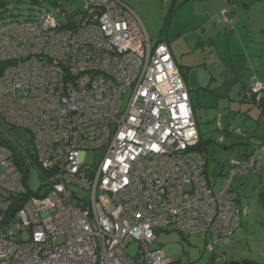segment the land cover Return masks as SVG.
Masks as SVG:
<instances>
[{
	"label": "built area",
	"instance_id": "2783aa9c",
	"mask_svg": "<svg viewBox=\"0 0 264 264\" xmlns=\"http://www.w3.org/2000/svg\"><path fill=\"white\" fill-rule=\"evenodd\" d=\"M56 11L67 25L46 14L0 26V119L30 136L0 128V264H178L155 246L171 227L225 263L221 243L249 215L230 184L259 169L257 154L214 192L168 45L124 0H83L78 19Z\"/></svg>",
	"mask_w": 264,
	"mask_h": 264
},
{
	"label": "rangeland",
	"instance_id": "374dc122",
	"mask_svg": "<svg viewBox=\"0 0 264 264\" xmlns=\"http://www.w3.org/2000/svg\"><path fill=\"white\" fill-rule=\"evenodd\" d=\"M82 1L55 0L52 3L50 0H0V23L3 21H38L44 15L52 14L58 23L67 25V17L57 16L56 10L64 9L67 15H75L74 19H78ZM124 1L141 18L149 38L152 41L162 40L171 48L184 80L186 81L187 78L189 84L191 82L200 84L191 87L194 92L196 111L203 128L202 155L207 160L208 180L211 188L214 192H218L223 188L230 174V161L246 153V150L252 148L253 141H260V137L264 136V127H257L255 124L257 118H253V122L246 121L244 116L248 113L241 110V107L244 106L242 104L250 106L248 101L256 100L257 96L264 91H261L263 84L253 81L251 88H253V92L259 94H253L250 88L246 89L244 91L245 100L241 97L242 90L240 89L241 94L238 93L237 97L233 99L230 117V110L225 113L222 110L216 112L217 108L212 106L214 102H217L216 96L225 97V94L222 93L230 92V88L224 84L221 77L216 78L218 80L216 82L212 80L209 82V69L214 71L215 76L222 70L221 66L218 67V63L214 62L212 52H209L211 47H209L208 26H205L204 22L195 21L192 18V14L202 8L200 7L201 3H196L198 0H175L171 12V3H164L163 0ZM259 15L264 20V0H260L257 4L254 3L251 7L250 16L257 19ZM212 59L214 64L210 68L209 61ZM257 82L260 83L261 88L257 86ZM234 93L235 90L232 89V94ZM127 98V96L123 97V105ZM258 102L256 100L255 103ZM212 107L215 112L209 109ZM250 107L254 109L253 105ZM255 110L257 111V109ZM262 119L264 120V118ZM245 122H248L251 127L247 126ZM0 126L17 137L23 145L27 144L30 137L28 132L22 129L11 130L1 120ZM239 130L242 135L238 133ZM255 131H257V136L253 134ZM246 134L251 137L252 142L245 138ZM238 135L244 138H238ZM219 143L224 144L222 146ZM100 155V152H95L88 158L95 156L98 159ZM30 174V190L34 194H43L44 189L40 188V182L33 169ZM245 178H252L256 181L249 180L248 185H240L242 182L239 183V181ZM254 184H257V188ZM230 189L239 195L241 204L247 206L249 215L243 216L240 227L235 230L232 237L221 243L222 252L225 247L228 256V259L225 256L226 262L213 264L242 263L244 254L248 255L250 261H260L264 252V232L260 227L261 223L264 224V209L261 200L264 199V181L260 184L257 176H237ZM78 192L81 191L78 190ZM155 234V246L161 248L168 259L177 258L178 264H207L209 262L210 254L205 252V239L202 235L182 233L174 227L162 229ZM22 239L26 240L27 235H23ZM137 249V244L133 243L128 246L126 253L133 257L137 254ZM216 254L218 253L216 252Z\"/></svg>",
	"mask_w": 264,
	"mask_h": 264
},
{
	"label": "crops",
	"instance_id": "0c3cea01",
	"mask_svg": "<svg viewBox=\"0 0 264 264\" xmlns=\"http://www.w3.org/2000/svg\"><path fill=\"white\" fill-rule=\"evenodd\" d=\"M227 1L228 0H198L196 3H201L200 7L202 8H200L198 11H195L192 14V18L195 21H199L202 23L204 22L205 26H208L207 30L209 32V47H211V51L209 49V52H212V57H214V62L218 63V67L221 66L220 69L222 71L220 73L218 72L217 76H215V73L214 71H212V69H209V82L210 80L216 82L218 81L216 80V78L219 79V77H221L224 81V84L228 85L230 88V92L222 93L225 94V97H219V95H215L217 97V102H214L212 106L214 108H217L216 112H218V110H222L225 113L229 112L228 110H230V117L232 111L231 107L234 101L233 99L237 97L238 93H242L241 97H243L244 100L246 99V94L244 93V91H246V89L248 90L249 87H251L254 77L258 82L264 84V20L260 15L257 19H253L250 16L251 7L254 3H259L260 0ZM223 11H225L224 14H222ZM139 19L141 20L140 17ZM169 49L171 51L170 47ZM172 56L177 66V61L175 60L173 53ZM214 62L213 59L209 61L210 68H212ZM187 81L188 80L186 78L185 83L188 87V90L190 91V99L194 119L199 126L201 142H203V128L201 121H199V115L196 111L194 92L191 87L193 85L198 86L200 84L199 82H191V84H189L187 83ZM232 89L235 90L234 94H232ZM240 89L242 90L241 93L239 91ZM248 103L250 104V106L253 105L254 109H252L249 105L242 104L244 106H242L243 108L241 107V110L248 113L246 116H244L246 121L253 122L252 119L257 118L258 120H255L256 126L264 127V120L262 119L264 118V116L261 114L260 108H258L257 105L252 102L248 101ZM213 107L209 109H211L212 112H215V109ZM255 109H257V111ZM245 124L247 126H250L248 122H245ZM253 134L254 136H257V131H255ZM237 137L244 138L243 136L239 135ZM245 138L250 139L248 141L252 142L251 137H249L247 134L245 135ZM253 142L254 143L252 145V148L246 150V153H244L243 155L249 154L252 149L256 148L257 146L259 147L260 144H264V136L260 137V141ZM261 166V175L260 177L257 176L260 184H262V182L264 181V151L261 153ZM246 178L239 181V183L242 182L240 183V185L244 184V186H246L249 184V180H253L252 178ZM256 185L257 184H254L255 188H257ZM260 227L264 232L263 223L260 224ZM223 252L225 253V256H227L225 247H223ZM244 261L250 262L252 264L264 263V252L262 260L260 261H250L247 254H244L243 256V262Z\"/></svg>",
	"mask_w": 264,
	"mask_h": 264
},
{
	"label": "trees",
	"instance_id": "16d2710c",
	"mask_svg": "<svg viewBox=\"0 0 264 264\" xmlns=\"http://www.w3.org/2000/svg\"><path fill=\"white\" fill-rule=\"evenodd\" d=\"M52 3H54L55 2V0H50ZM229 1V0H228ZM227 1V2H228ZM171 3V7H170V10H171V12L173 11V5L175 4V0H173L172 2H170ZM61 6H62V4H61ZM65 8V7H64ZM57 12V11H56ZM23 21H31V20H23ZM23 21H3V22H1L0 23V26H2V24H7V23H12V22H23ZM160 41H162V40H160ZM253 81H257L256 80V78L254 77L253 78ZM262 84V83H261ZM263 87H264V84H263ZM250 88V87H249ZM190 92V91H189ZM250 102H252V103H254V104H256L257 105V107L258 108H260V112H261V114L264 116V91L261 93V97H260V100H259V102L258 103H255L256 102V100H254V99H252ZM1 120V119H0ZM2 121V120H1ZM3 122V121H2ZM4 123V122H3ZM8 127H10V126H8ZM221 127V126H220ZM0 128H2L1 126H0ZM198 128H199V126H198ZM3 129V128H2ZM10 129L11 130H15L16 128H13V127H10ZM8 135H10L13 139H15V140H18L17 139V137H14L10 132H8V131H6L5 129H3ZM238 133L239 134H241L242 135V132L239 130L238 131ZM0 141H1V139H0ZM219 144H221L222 146H223V144L224 143H219ZM204 145V142H201V135H200V143L197 145V147H196V151L198 152V153H200L201 155H202V146ZM264 151V144H260L259 145V147L257 146L256 148H254L251 152H249V154H246V155H242V156H239V157H237V158H234V159H232L231 161H230V167H231V169H230V172H232L234 169H235V167L237 166L236 164H241L242 162H246V161H248V159L254 154V153H256L257 154V159H256V164H258V167H259V169L257 170V171H249V172H246V174H243V175H251V176H258V177H260V175H261V172H262V166H261V153ZM203 156V155H202ZM236 163V164H234V163ZM242 174H240V175H235L234 177H233V179H232V182H231V184H230V187H231V185L233 184V181H234V179L237 177V176H243ZM210 184V183H209ZM211 186V185H210ZM236 187V186H235ZM231 190V189H230ZM232 191V190H231ZM234 194H235V196H236V199H237V202H238V204L241 206V207H243V208H246L247 210H248V208H247V206H245V205H242L241 204V200H240V197H239V195L238 194H236L234 191H232ZM262 198V197H261ZM22 200V199H21ZM262 201H263V208H264V199L262 198L261 199ZM248 212H249V210H248ZM242 218V217H241ZM240 224H241V221H240ZM239 227H240V225H239ZM238 227V228H239ZM237 228V229H238ZM235 232V231H234ZM232 237V236H231ZM231 237H229V238H231ZM223 254L225 255V253L223 252ZM214 262V259H210V261H209V263H213Z\"/></svg>",
	"mask_w": 264,
	"mask_h": 264
},
{
	"label": "water",
	"instance_id": "95a60500",
	"mask_svg": "<svg viewBox=\"0 0 264 264\" xmlns=\"http://www.w3.org/2000/svg\"><path fill=\"white\" fill-rule=\"evenodd\" d=\"M230 264H252V263L244 261V262H242V263H236V262H233V263H230Z\"/></svg>",
	"mask_w": 264,
	"mask_h": 264
}]
</instances>
